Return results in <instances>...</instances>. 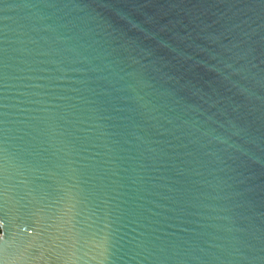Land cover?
<instances>
[{"label":"water","instance_id":"obj_1","mask_svg":"<svg viewBox=\"0 0 264 264\" xmlns=\"http://www.w3.org/2000/svg\"><path fill=\"white\" fill-rule=\"evenodd\" d=\"M0 264H264V0H0Z\"/></svg>","mask_w":264,"mask_h":264}]
</instances>
